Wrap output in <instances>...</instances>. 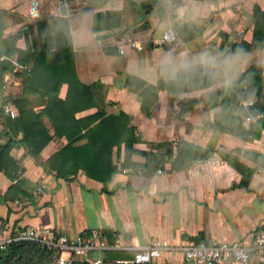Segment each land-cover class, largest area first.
Segmentation results:
<instances>
[{
  "label": "crops",
  "instance_id": "crops-1",
  "mask_svg": "<svg viewBox=\"0 0 264 264\" xmlns=\"http://www.w3.org/2000/svg\"><path fill=\"white\" fill-rule=\"evenodd\" d=\"M156 0H69L67 12L76 17L83 8L105 18L99 23L101 30H73L70 34L74 68L78 80L86 86L96 82L102 85L106 115L125 114L130 117L136 153L131 163L142 166L145 152L166 156L164 171L147 178L131 169L117 173L110 183L102 185L83 173L65 181L56 179L42 165L66 145L65 139H57L47 117L42 123L53 139L35 160L25 148L16 144L9 156L18 171L13 179L0 171V228L9 232L33 227L54 235L75 239L92 230L108 235L122 236L134 245L145 246L158 241L179 247L190 243L240 242L248 245L255 233L264 229V169L242 157L241 150H254L264 154V128L259 127V138L243 141L224 134L214 126L219 115V105L197 97H172L159 82L135 76L131 71L137 57L150 60L158 48L151 41L165 30L151 19ZM198 5L209 4L205 22L190 30L177 22L174 29L182 38L198 46L202 42L212 44H251L254 39V17L245 20L238 5L243 0H183ZM29 0H0V22L4 37L14 39L19 51L39 52L40 44L36 23L54 19L56 7L44 3L37 17L27 14ZM264 12V0H254ZM92 33H97L93 36ZM145 44L141 52L127 50L119 53L118 41L124 34ZM111 34V38L98 39ZM93 41H99V44ZM166 48V47H165ZM14 71L4 75L0 108L4 100L27 99V107L39 113L43 110V97L34 92L24 95L22 76L34 66L28 60L23 65L15 63ZM130 78V79H129ZM129 79V83L127 80ZM148 88L156 91V98H146L149 115L142 111V92ZM67 85L59 91L64 100ZM216 109V110H214ZM17 110V109H16ZM87 109L76 114L82 119L95 114ZM245 130L261 117L235 115ZM13 131V130H12ZM9 129L0 118V146L10 139L17 143L20 135L9 136ZM13 133V132H12ZM185 142L208 152L204 160L192 161L185 169L168 172L177 157L178 144ZM80 141L76 145L84 144ZM220 152L227 156L223 159ZM214 159V165L210 160ZM113 150V162H122ZM262 171L259 172L258 170ZM248 179L247 187L241 186ZM16 189L10 192L11 188ZM92 257V256H91ZM74 262L86 263L82 258ZM104 264H125L107 261ZM158 264H185L181 252H165ZM248 264H258L254 256Z\"/></svg>",
  "mask_w": 264,
  "mask_h": 264
},
{
  "label": "trees",
  "instance_id": "trees-1",
  "mask_svg": "<svg viewBox=\"0 0 264 264\" xmlns=\"http://www.w3.org/2000/svg\"><path fill=\"white\" fill-rule=\"evenodd\" d=\"M254 39H264V12L254 6ZM105 18L103 15H95L93 30H101L99 23ZM53 19H46L36 23L39 52L19 51L14 46V39L4 37V27L0 22V93L2 92L4 75L12 73L15 63L23 65L32 60L34 66L24 71L22 87L24 95L38 92L43 97V110L39 113L27 107L26 97L18 100L6 101L17 109L14 119L6 117L0 108V118L5 127L9 129V136L20 135L17 143L9 141L0 146V171L10 179L15 177L18 167L9 153L16 144L25 148L28 154L37 160V157L53 139L42 123L43 117H47L53 130L54 137L65 139L66 145L54 153L42 167L53 173L56 179L70 181L78 173H83L87 178L106 185L112 177L127 169L133 173L147 178L164 171L165 157L161 154L145 152V163L137 166L131 163L130 158L136 153L133 145L138 142L134 136V129L130 124V117L125 114L118 116L106 115L105 100L102 93V85L96 82L90 86L83 85L77 78L74 62L71 38L69 34L61 32L54 42L55 51L50 55L49 49L53 42L46 37ZM253 39V40H254ZM250 45V44H248ZM130 79V78H129ZM129 79L127 83H129ZM67 85V93L64 100L59 99L61 86ZM162 86V85H161ZM160 84L157 86L159 89ZM142 111L149 115L146 98H156V91L146 88L142 92ZM256 112L252 116L261 115L255 124H251L248 130L242 126L241 120L233 116L225 120L220 115L215 116L214 126L224 134L236 137L243 141H253L259 138V127L264 128V88L258 93V100L253 106ZM95 108V114L76 119L75 116L81 111ZM13 130V131H12ZM13 132V133H12ZM80 141L84 144L76 145ZM116 149L117 158L123 149L122 162H113V150ZM223 159L227 156L220 152ZM208 152L199 147L180 142L178 144L177 157L172 162L168 172L185 169L192 161L204 160ZM248 179L242 181L241 186L247 187ZM15 188H11L10 192ZM108 235V241L113 242L114 237ZM196 242L199 240H195ZM52 253L40 248L31 242H18L11 244L0 255V264H53ZM72 264H86L73 262Z\"/></svg>",
  "mask_w": 264,
  "mask_h": 264
},
{
  "label": "clouds",
  "instance_id": "clouds-1",
  "mask_svg": "<svg viewBox=\"0 0 264 264\" xmlns=\"http://www.w3.org/2000/svg\"><path fill=\"white\" fill-rule=\"evenodd\" d=\"M210 7L183 0H156L151 19L157 26H165L168 47L158 48L150 60L137 57L131 71L135 76L159 82L169 96L197 97L201 102L218 104L219 115L225 120L235 115L251 116L256 112L253 106L258 93L264 88V39H254L250 45L202 42L196 46L174 30L177 22L186 24L190 30L199 27L208 17ZM238 8L245 20L253 19L254 0H243ZM33 10L27 9L28 12ZM89 21L94 22L92 11L73 17L57 6L46 32V37L53 42L50 55L56 50L54 42L58 34L87 31ZM236 255L247 259L244 249H237Z\"/></svg>",
  "mask_w": 264,
  "mask_h": 264
},
{
  "label": "built area",
  "instance_id": "built-area-1",
  "mask_svg": "<svg viewBox=\"0 0 264 264\" xmlns=\"http://www.w3.org/2000/svg\"><path fill=\"white\" fill-rule=\"evenodd\" d=\"M46 2L65 10L70 7L69 0H29L27 9L34 10L27 11L28 16L37 17L40 8ZM117 44L121 55L127 50L141 52L145 49V44L134 39L130 33L124 34ZM168 44L169 37L165 34V30L159 38L151 41L153 47H168ZM1 108L6 117L14 119L17 116V110L13 104L6 103ZM209 162L214 165L216 161L212 159ZM258 171L261 172L262 170L259 169ZM18 242H31L52 253L54 256L53 264H72L81 258L86 264H104L105 254L109 252L133 253L134 256L131 261H120L125 264H158L165 252H181L185 264H248L251 256L256 258L258 264H264V229L258 230L248 245L240 242H219L210 245L196 242L172 247L155 240L145 246L134 245L122 236H114L113 242H109L104 234L97 230L70 239L64 235H54L33 227L13 230L12 232H9L8 228H0V255L11 244ZM237 249L247 251V259L238 258Z\"/></svg>",
  "mask_w": 264,
  "mask_h": 264
},
{
  "label": "water",
  "instance_id": "water-1",
  "mask_svg": "<svg viewBox=\"0 0 264 264\" xmlns=\"http://www.w3.org/2000/svg\"><path fill=\"white\" fill-rule=\"evenodd\" d=\"M88 8H83L79 12H85ZM65 10V9H64ZM67 11V10H65ZM75 11L69 12V14H75ZM111 34H106L100 36L98 39L111 38ZM238 152H241L242 157L247 161L255 164L257 167L264 169V154L254 151V150H241L237 149ZM133 253L125 252H109L105 254V260L107 261H131L133 259Z\"/></svg>",
  "mask_w": 264,
  "mask_h": 264
}]
</instances>
